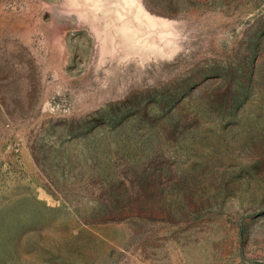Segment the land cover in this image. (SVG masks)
<instances>
[{
	"label": "rangeland",
	"instance_id": "374dc122",
	"mask_svg": "<svg viewBox=\"0 0 264 264\" xmlns=\"http://www.w3.org/2000/svg\"><path fill=\"white\" fill-rule=\"evenodd\" d=\"M0 264H264V0H0Z\"/></svg>",
	"mask_w": 264,
	"mask_h": 264
}]
</instances>
